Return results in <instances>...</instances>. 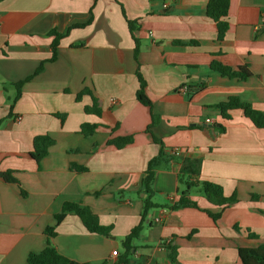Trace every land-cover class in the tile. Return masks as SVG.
<instances>
[{
	"label": "crops",
	"instance_id": "crops-1",
	"mask_svg": "<svg viewBox=\"0 0 264 264\" xmlns=\"http://www.w3.org/2000/svg\"><path fill=\"white\" fill-rule=\"evenodd\" d=\"M205 4L0 0V171L12 170L18 182L0 178V264H26L29 252L43 249L44 229L65 201L89 207L111 230L107 236L89 232L67 214L49 238L57 252L79 263L113 264L120 240L141 218L146 194L138 188L147 162L163 147L199 158L198 179L220 184L235 201L218 206L192 190L199 208L170 209L185 189L177 179L180 163L170 159L156 170L151 200L157 206L147 213L130 264H173L166 242L177 246L176 264H242L238 247L264 245V128L239 109L222 119L214 106L235 95L264 113V0H229L222 41ZM52 29L63 33L54 59ZM213 59L233 68L246 63L251 74L223 76L210 69ZM136 70L158 115L149 131L150 109L135 96ZM83 87L97 97L99 117L83 111L88 95L75 99ZM83 122L99 123L92 136L78 132ZM39 134L54 144L37 163L30 151ZM130 134L133 141L121 148L106 143ZM203 209L220 215L213 220ZM247 230L257 237H247Z\"/></svg>",
	"mask_w": 264,
	"mask_h": 264
},
{
	"label": "trees",
	"instance_id": "trees-1",
	"mask_svg": "<svg viewBox=\"0 0 264 264\" xmlns=\"http://www.w3.org/2000/svg\"><path fill=\"white\" fill-rule=\"evenodd\" d=\"M229 7V0H206L205 4V14L209 17L214 23L216 28L215 39L217 41H222L225 33L228 29L227 22V12ZM90 22V18L84 22L77 25H72V27H82ZM128 27L130 31L133 29L132 24L133 21L127 20ZM49 34L53 35V40L51 42L52 55L51 59L55 58L56 55V47L58 45L59 38L63 36V33L56 32L55 29L49 31ZM134 52L135 56L139 49V42L137 38H134ZM173 44H196L195 41H182V40H174ZM80 45V44H78ZM209 67L211 70L218 72L223 76H227L229 78H235L237 80H245L250 76L251 72L248 68V64L244 63L238 65L236 67H231L227 64H224L218 60H211ZM39 69L36 70V72ZM32 76V75H31ZM31 76L27 77L29 79ZM136 76L138 79V88L136 89L135 96L136 99L143 105L148 106L151 113V120L149 125L147 126V130L149 131L151 127H153L158 121V115H156L151 109V101L147 97L145 93V80L141 73L136 70ZM22 81L14 84L16 87V95L12 100V103L18 97L20 93V85ZM202 86H193L188 87L189 92H194L196 90L201 89ZM83 95H88L90 97V103L83 106V111L87 114H94L96 116L101 115V108L98 103L97 97L94 95L92 90L89 87H83L78 93L75 95V99L79 101ZM11 103V105H12ZM219 110V114L222 119L230 118L229 111L234 109L241 110L243 116L248 118L250 122L257 128H264V113L258 109L253 108L249 103L244 102L239 99V97L235 95L228 96L224 101L218 102L214 105ZM61 120L64 119V113H55ZM99 123H90L83 122L80 124L78 132L82 135L89 137L92 136L97 128ZM218 132H222L224 130V126L218 124L217 126ZM155 142L158 141L156 137H153ZM133 141V135H124V136H116L113 138H109L106 143L109 145H113L116 148H121L126 144H129ZM54 144V139L47 134H39L34 136L32 140V148L30 151L31 157L39 163L40 159L47 154L49 146ZM176 159L180 163V167L177 173V179L180 184H182L185 189L181 192L177 200H175L172 204L167 205L170 209L180 208V207H195L199 208L196 201L190 197V191L194 190V192L200 193L203 195L209 202L216 204L218 206H225L235 201V196H225L223 194V190L220 184L215 183L210 180L198 179V174L200 170V159L183 156L182 154H174L171 152V149H165L164 147L160 149L159 153L148 160L146 169L144 170L143 176L140 180L139 192H143L146 194L145 197L142 198L143 208L141 213V218L135 226H133L129 232L120 240L121 244V252L117 254L115 261L113 264H130L131 256L133 254V250L137 248V241L142 233V230L146 224L147 213L149 209L156 207L157 204L151 200V195L154 194V190L152 189L153 180L155 178L156 170L159 166L165 165L170 159ZM71 168L76 171H85L86 167L71 164ZM0 178L7 182L18 183L16 178L12 175V170H4L0 171ZM21 193L24 192L21 190ZM98 194V192H96ZM206 213H208L213 220H216L220 212H211L207 209H203ZM75 215L79 218L83 226L89 231L102 235H109L111 226H105L99 223L97 215L90 210L89 207L85 205H81L76 202L65 201L61 209L53 215L54 223L50 226H46L44 229V234L47 237L46 245L40 251L34 252L31 251L26 256V264H88V263H79L74 260H71L60 253L57 252L55 247L51 244L49 238L55 235V226L67 215ZM235 229H238L235 227ZM190 235V234H189ZM187 235V236H189ZM247 237L256 238L257 235L247 230ZM165 249L167 250V256L171 263L176 264V255H177V246L172 242L163 243ZM238 257L242 264H264V245H259L257 247H238L237 248Z\"/></svg>",
	"mask_w": 264,
	"mask_h": 264
},
{
	"label": "built area",
	"instance_id": "built-area-1",
	"mask_svg": "<svg viewBox=\"0 0 264 264\" xmlns=\"http://www.w3.org/2000/svg\"><path fill=\"white\" fill-rule=\"evenodd\" d=\"M205 121L206 122H211V119L210 118H206ZM171 152L174 153V154H176V155L181 154V150H179L177 148H172L171 149ZM156 220H157V218H156Z\"/></svg>",
	"mask_w": 264,
	"mask_h": 264
}]
</instances>
